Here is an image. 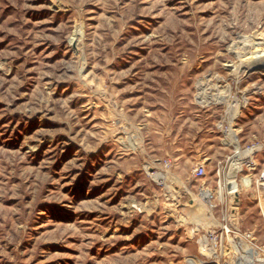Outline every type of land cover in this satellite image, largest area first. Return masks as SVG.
<instances>
[{"label": "rangeland", "instance_id": "1", "mask_svg": "<svg viewBox=\"0 0 264 264\" xmlns=\"http://www.w3.org/2000/svg\"><path fill=\"white\" fill-rule=\"evenodd\" d=\"M263 40L264 0H0V264H188L222 219L263 244Z\"/></svg>", "mask_w": 264, "mask_h": 264}, {"label": "built area", "instance_id": "2", "mask_svg": "<svg viewBox=\"0 0 264 264\" xmlns=\"http://www.w3.org/2000/svg\"><path fill=\"white\" fill-rule=\"evenodd\" d=\"M242 152H253L251 159L253 167L246 168L245 165V168L248 172L255 171L258 166L254 158L258 150L251 146ZM204 176L205 168L200 165L193 172V178L202 179ZM227 184L224 190L229 192L226 189ZM253 184L257 191L264 193V163ZM261 192L258 199L260 203L264 202ZM261 215L264 220V209L261 210ZM197 245V255L190 259L188 264H228L225 259L228 261L232 259L235 264H264V243H259L253 232L241 231L235 225V221L228 223L222 219L218 225L201 235Z\"/></svg>", "mask_w": 264, "mask_h": 264}, {"label": "bare ground", "instance_id": "3", "mask_svg": "<svg viewBox=\"0 0 264 264\" xmlns=\"http://www.w3.org/2000/svg\"><path fill=\"white\" fill-rule=\"evenodd\" d=\"M78 36H79V33L74 35V37L71 40V44H73V45L77 44L76 41H77ZM241 57H242L241 62L239 65H237V70H242L243 72H247L248 74H255L257 70H262V68H264V40L257 42L254 45V47L253 46L250 47V50L244 52ZM249 93H250V95L260 94V88H258L254 85L250 88ZM239 106H241V105H239L238 103H233V105L231 106V108L229 110L230 120H234L236 118L235 117V111L238 109ZM230 135L231 134H229V136ZM229 141L235 147L234 151H235V155L237 157V160H236V164H234V166L236 167L238 165V163H240L239 161L241 159H244V161H247V163L250 164L253 152H250V153L244 152L243 153L242 151H240V149L238 148L237 142L234 140L233 137L230 138ZM154 179L160 181L162 179V177L161 176H155ZM238 187H239V189L242 188L241 186H238ZM244 187H246V186H244ZM200 198L203 202L208 204V201L210 199V194L207 193L206 191H203L200 194Z\"/></svg>", "mask_w": 264, "mask_h": 264}, {"label": "water", "instance_id": "4", "mask_svg": "<svg viewBox=\"0 0 264 264\" xmlns=\"http://www.w3.org/2000/svg\"><path fill=\"white\" fill-rule=\"evenodd\" d=\"M233 185L231 183L227 184L226 189L227 191H232Z\"/></svg>", "mask_w": 264, "mask_h": 264}]
</instances>
